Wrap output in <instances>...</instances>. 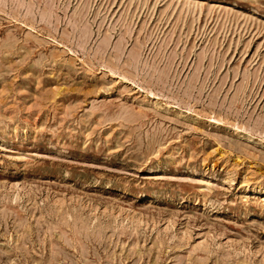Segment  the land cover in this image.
I'll return each instance as SVG.
<instances>
[{
  "label": "rangeland",
  "instance_id": "1",
  "mask_svg": "<svg viewBox=\"0 0 264 264\" xmlns=\"http://www.w3.org/2000/svg\"><path fill=\"white\" fill-rule=\"evenodd\" d=\"M0 264H264V0H0Z\"/></svg>",
  "mask_w": 264,
  "mask_h": 264
}]
</instances>
